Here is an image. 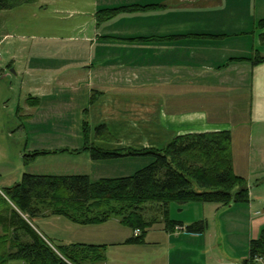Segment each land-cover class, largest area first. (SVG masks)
I'll return each instance as SVG.
<instances>
[{
  "label": "crops",
  "instance_id": "1",
  "mask_svg": "<svg viewBox=\"0 0 264 264\" xmlns=\"http://www.w3.org/2000/svg\"><path fill=\"white\" fill-rule=\"evenodd\" d=\"M32 5V18L42 20L27 47L16 45L8 33L0 38V63L12 66L15 59H25L26 108H18L17 115L23 130L40 124L48 129L27 135L26 153L48 152L32 159L46 170L37 167L40 173L31 174H85L91 181L128 176L148 161L96 160L86 145L162 148L177 135L228 130L234 172L247 180L253 198L254 188L264 183V62L252 65L246 59L254 50L264 55L259 39L264 29L251 33L256 19L264 18V0H38ZM131 6L137 9L97 20L100 11ZM243 12L249 20H229ZM85 110L91 120L88 142L81 123ZM99 126L110 138L96 134ZM231 206L217 210V228ZM260 214L250 216L247 241L264 228ZM36 219L41 222L36 230L59 245L106 244L104 264L148 254L144 243L141 248L122 244L129 233L116 219L90 226L61 216ZM183 231L163 234L178 241ZM218 239L219 246L220 234ZM170 250L160 254L167 255L168 264ZM156 252L142 264L154 260ZM173 264L205 262L193 257Z\"/></svg>",
  "mask_w": 264,
  "mask_h": 264
},
{
  "label": "trees",
  "instance_id": "2",
  "mask_svg": "<svg viewBox=\"0 0 264 264\" xmlns=\"http://www.w3.org/2000/svg\"><path fill=\"white\" fill-rule=\"evenodd\" d=\"M38 0H0V11L11 10ZM122 7L100 11L97 20H105ZM264 29V18L254 30ZM264 45V31L259 34ZM252 65L264 62V55L254 50L246 59ZM95 96L92 94L90 102ZM96 134L110 138L106 127L99 126ZM88 142L89 126L83 124ZM96 160L122 156H149L151 162L123 177L91 181L88 175H40L23 173L18 182L0 189V264H104L106 244L69 243L55 245L38 232L32 218L61 216L77 225H97L110 219L138 230V235L123 244L144 243L147 230L161 218L166 232L177 228L190 233H203L205 223L195 222L186 227L169 218V204L200 202L230 206L248 203L247 180L234 172L231 135L228 130L177 135L162 148L102 149L86 145ZM48 153L24 154V162ZM145 203H151L147 207ZM151 214V216H146ZM239 264H264V228L249 240L248 255Z\"/></svg>",
  "mask_w": 264,
  "mask_h": 264
},
{
  "label": "rangeland",
  "instance_id": "3",
  "mask_svg": "<svg viewBox=\"0 0 264 264\" xmlns=\"http://www.w3.org/2000/svg\"><path fill=\"white\" fill-rule=\"evenodd\" d=\"M32 4H24L23 6H18L12 10L0 11V38L3 34L8 33L12 36L11 40L15 42L16 45L20 44L27 47L29 38L33 34L31 32H35L33 27H35V24L36 27H38L37 24L39 25V22L42 20V18H38V16L35 19L32 18L31 14L35 10ZM232 16L233 17L229 20L234 22L238 21L239 24L249 20L246 12L238 15L240 19L235 17V15ZM259 20L260 19H256L255 24H257ZM244 24L247 25L246 23ZM3 30L4 33L2 32ZM36 31L38 32L37 29ZM3 46V44H0L1 52H3ZM5 60L6 62L9 60L8 55H5ZM11 63H13L12 66H8L7 64L4 65L2 62L0 63V189H4L5 187L18 182L23 173H40V170L37 169V167H43V164L38 165V162L33 164L32 160L24 162V153L27 152L25 151L27 150L25 148L30 147V145L27 146V135L29 134V130L31 132L37 131L42 133L48 131L44 124H40L37 127H29L27 125V130H23L22 121L17 115L18 108H26V92L24 87H22V84L26 83L27 78L21 74L25 59H15ZM11 69L15 72H12ZM15 69H18L19 71L16 73ZM23 121L27 124L26 120ZM90 121L87 110H85L81 121L82 133L84 122H87L89 126ZM94 130L96 129L94 128ZM129 157L145 159L148 161L147 164L136 167L134 171L148 165L152 160L149 156ZM135 166L136 164L134 163L133 168ZM42 170L46 169L43 167ZM134 171H132V173ZM252 184L254 185L253 182ZM145 205L148 207L151 203H145ZM168 207L169 218L171 220L183 223L184 227L195 222L203 221L206 225L204 232L191 234L184 230L182 232L183 237L178 241L176 239L169 241L164 237V222L159 217L147 230L145 235L144 244L146 246L144 247L148 253L147 256H129L130 259L125 264L145 263L144 257L146 260H149L148 256H153L155 251H157L155 254L158 256L152 261H147L146 264H168L167 255L163 258L160 255L163 253V249H171L170 256L172 264L174 260L178 258L180 262H183L188 258L192 261L193 257H195L196 261L199 263L235 264L228 261V258H237L239 260L238 262H241L248 255L249 241H247V234L249 233V228L251 226L250 216H255V219H257L256 215H259L260 213V215L264 216V183L254 188L253 198H250L248 203L232 204L230 208L225 209L224 212L221 213V224L217 221V223H219L218 228L220 233H218L217 224H215L216 212L219 207H222L220 204L192 202L180 206L176 202H171ZM146 216H151V214H146ZM32 223L38 228L41 222L36 218H32ZM124 229H126V233H129V237L133 235L131 229L127 227ZM261 230L262 228L260 231ZM219 234L221 244L218 246ZM52 241L57 245V243H55L56 241ZM124 245L126 247L132 246L135 248H141L140 245ZM183 253H187L186 256H184ZM109 264H116V262L110 260Z\"/></svg>",
  "mask_w": 264,
  "mask_h": 264
},
{
  "label": "built area",
  "instance_id": "4",
  "mask_svg": "<svg viewBox=\"0 0 264 264\" xmlns=\"http://www.w3.org/2000/svg\"><path fill=\"white\" fill-rule=\"evenodd\" d=\"M0 59H1V52H0ZM179 230V228L176 229V231ZM138 234V231H135V235Z\"/></svg>",
  "mask_w": 264,
  "mask_h": 264
},
{
  "label": "water",
  "instance_id": "5",
  "mask_svg": "<svg viewBox=\"0 0 264 264\" xmlns=\"http://www.w3.org/2000/svg\"><path fill=\"white\" fill-rule=\"evenodd\" d=\"M11 71H12V72H14V70H13V69H11Z\"/></svg>",
  "mask_w": 264,
  "mask_h": 264
}]
</instances>
